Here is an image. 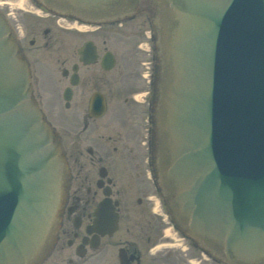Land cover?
<instances>
[{
  "label": "water",
  "instance_id": "water-1",
  "mask_svg": "<svg viewBox=\"0 0 264 264\" xmlns=\"http://www.w3.org/2000/svg\"><path fill=\"white\" fill-rule=\"evenodd\" d=\"M164 77L159 151L168 212L227 264H264V0H153ZM92 21L140 0H38ZM68 188L60 145L0 15V264H39Z\"/></svg>",
  "mask_w": 264,
  "mask_h": 264
},
{
  "label": "flooded vegetation",
  "instance_id": "flooded-vegetation-1",
  "mask_svg": "<svg viewBox=\"0 0 264 264\" xmlns=\"http://www.w3.org/2000/svg\"><path fill=\"white\" fill-rule=\"evenodd\" d=\"M28 3L10 28L69 170L60 227L41 264H194L190 250L153 254L167 238L155 231L165 224L157 202H167L159 189L163 60L156 6L143 0L132 18L95 25ZM31 15L38 22L30 24ZM40 22L46 27L38 29ZM42 53L58 57L49 62ZM199 257L198 264H211Z\"/></svg>",
  "mask_w": 264,
  "mask_h": 264
},
{
  "label": "rangeland",
  "instance_id": "rangeland-1",
  "mask_svg": "<svg viewBox=\"0 0 264 264\" xmlns=\"http://www.w3.org/2000/svg\"><path fill=\"white\" fill-rule=\"evenodd\" d=\"M0 8H1L2 12H4V13L12 12L15 15V17L17 18L18 15H20L23 12H26V11L23 10V8L28 9V5H27V0H0ZM25 16L27 17L26 14H25ZM28 18H29V23L30 24H34L33 22H38L37 19H36L37 17H35V16L31 15V17H28ZM45 27H46V24L43 23V22H40L39 25H38V29H43ZM42 54H43V59H46L49 62L51 61V58H54V57L57 56L55 53H52L50 55L49 54L46 55L44 53H42ZM51 55H54V56H51ZM55 69H57V67H55ZM56 77H57V74H56ZM57 89H59V88L57 87ZM52 118H53L55 124H57V128H58V124H59L58 113L57 112L54 113L52 115ZM149 216L150 215L147 214V219L148 220H149V218H148ZM170 227L171 226H169L168 224H164V225H162V230H160V231L159 230H155L157 232H161L162 233V238L164 236H166L167 238L164 239V240L162 239L160 242H158V244L159 243L160 244H166L165 246L158 247V244H156L157 247H156V249L153 250L154 256H155V254L156 255H166V254H180V255H184L185 253H187L186 252L187 250H186L185 247H184V250H183V249H181L180 246H177V245L174 246L172 243L177 244L179 242L171 240V238L168 237L169 235L168 236L166 235L167 234L166 232H169L171 234V236H174V231ZM169 228H170V230H169ZM148 232H149V230H148ZM179 237H181V236L180 235L177 236V238H179ZM185 243H187V242H185ZM187 246H188V243H187ZM189 249L195 255H197V253L199 252V250L197 252L196 248L193 247L192 245L191 246L189 245ZM151 256H153V255H151ZM148 258H150L149 255H148ZM183 258H185V257H183ZM184 264H191V263L185 262ZM194 264H196V263H194Z\"/></svg>",
  "mask_w": 264,
  "mask_h": 264
},
{
  "label": "bare ground",
  "instance_id": "bare-ground-1",
  "mask_svg": "<svg viewBox=\"0 0 264 264\" xmlns=\"http://www.w3.org/2000/svg\"><path fill=\"white\" fill-rule=\"evenodd\" d=\"M166 233H167L166 235L168 236V235H169V232H166ZM169 236H170V235H169Z\"/></svg>",
  "mask_w": 264,
  "mask_h": 264
}]
</instances>
